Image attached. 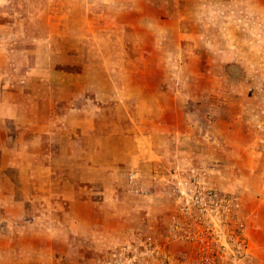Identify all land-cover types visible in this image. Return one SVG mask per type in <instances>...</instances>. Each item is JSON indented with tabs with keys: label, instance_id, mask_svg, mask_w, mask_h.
Returning a JSON list of instances; mask_svg holds the SVG:
<instances>
[{
	"label": "rangeland",
	"instance_id": "1",
	"mask_svg": "<svg viewBox=\"0 0 264 264\" xmlns=\"http://www.w3.org/2000/svg\"><path fill=\"white\" fill-rule=\"evenodd\" d=\"M150 1L135 30L126 0H0V89L62 88L64 118L144 134L64 198L19 182L0 122V264H264V0Z\"/></svg>",
	"mask_w": 264,
	"mask_h": 264
},
{
	"label": "crops",
	"instance_id": "2",
	"mask_svg": "<svg viewBox=\"0 0 264 264\" xmlns=\"http://www.w3.org/2000/svg\"><path fill=\"white\" fill-rule=\"evenodd\" d=\"M140 2L138 0H126L127 8L131 9V13L140 17V20L137 19L135 22V30H139L138 28L141 27L144 16L161 14V8L158 5L156 7L155 2L150 0L147 3ZM28 74L30 77H25L26 83L44 79L43 73L36 69L28 72ZM32 75L34 77H31ZM2 76L3 74L0 77V86L3 85L4 77ZM6 76L10 77L8 74ZM53 76L55 79L64 78L61 73H56ZM67 76H71L72 84H75V94L79 95V78L81 76L73 73ZM11 84L12 79L9 78L7 85L0 89V118H3L0 122L5 123L8 121L10 123L14 120L12 122L13 126L19 132L10 137L15 138L14 142H11L15 144L19 141L25 144V155L22 158L23 166L19 167V182L23 183L25 187L41 190L49 186L52 187L53 195L68 198L71 196L70 194L78 190L81 191L79 189L82 183L80 182V175L83 173L81 168L89 171L90 177H96L95 174H98L96 170L100 167H96V165L102 166L103 171L111 168L113 170L110 169L109 172L114 171L118 175L128 167L127 161L130 153H134L132 159L134 162L137 161L135 159L138 158V144L141 143L144 136L143 129L138 123H135V126L131 127L132 129L120 127L117 130L110 127L109 131H105L107 130L104 128L106 127L105 124H100L95 115H80L83 110H80L77 106L76 109L71 107V113L66 115L65 118L63 114L59 115L56 104L62 102L60 99L62 95L58 98V93L62 92V88L46 91L42 88L28 87L21 90L22 92L13 93L10 90ZM17 96H22L21 98L24 100H18ZM21 107L24 109H21ZM17 111H21L20 114H17ZM129 143L135 145V148L131 151L128 148ZM97 154L99 160L95 161ZM9 155L10 157H6L2 153L0 181L1 177L6 176L3 171L5 170L7 174L9 169L6 167L7 165L5 167L4 164L2 165V160L12 159V155ZM16 158L19 160L20 157ZM90 161H93L92 165H90ZM96 162L99 164H96ZM110 162H113V164L118 162V167L116 165L111 166ZM134 162L132 166L135 165ZM8 163L9 166H11L10 164H16L10 163L9 160ZM110 175L113 176V174ZM89 176L88 180L90 181ZM0 190L2 189L0 188ZM8 201L11 202V199H8Z\"/></svg>",
	"mask_w": 264,
	"mask_h": 264
},
{
	"label": "built area",
	"instance_id": "3",
	"mask_svg": "<svg viewBox=\"0 0 264 264\" xmlns=\"http://www.w3.org/2000/svg\"><path fill=\"white\" fill-rule=\"evenodd\" d=\"M134 178H135V175H134V174H132V175H131V179L133 180Z\"/></svg>",
	"mask_w": 264,
	"mask_h": 264
}]
</instances>
